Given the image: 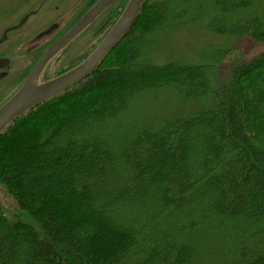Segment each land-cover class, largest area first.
I'll use <instances>...</instances> for the list:
<instances>
[{
    "label": "trees",
    "instance_id": "1",
    "mask_svg": "<svg viewBox=\"0 0 264 264\" xmlns=\"http://www.w3.org/2000/svg\"><path fill=\"white\" fill-rule=\"evenodd\" d=\"M199 1H152L147 32L109 69L43 100L0 134L57 105L104 96L38 138L0 144V183L18 206L8 218L0 204V264H264V52L229 72L220 64L235 46L203 63L142 58L148 37L191 23ZM203 2L212 34L264 33L252 0ZM165 87L205 102L158 127L119 116L138 94Z\"/></svg>",
    "mask_w": 264,
    "mask_h": 264
},
{
    "label": "rangeland",
    "instance_id": "2",
    "mask_svg": "<svg viewBox=\"0 0 264 264\" xmlns=\"http://www.w3.org/2000/svg\"><path fill=\"white\" fill-rule=\"evenodd\" d=\"M35 1L36 0H0V26H5L15 21V19L25 12L32 4H34ZM72 1L73 5L69 12H67V6H65L64 3H59V8L57 9L59 16L56 18L59 22L62 20L63 22H66L74 16L80 14L85 10V8H88L94 0ZM152 1L155 0H147V8L145 9V12L141 11V14H138L128 33L119 41L120 43L118 42V46L116 45L117 47L115 46L116 48L114 47L115 49L113 48L109 52L106 56L107 58L105 57L106 59L104 58L105 60L103 59L100 62L97 69H109L110 67L107 63L111 60L114 62L117 57L123 56V47L128 45L130 39L147 32L146 28L148 26V19L152 20L156 11L154 9L153 11H148V6L152 3ZM252 1L251 10L257 13L264 21V0ZM125 2L126 0H117L105 9L101 15H99L72 41V44L67 50L68 54L65 56L63 55L62 59L66 58L65 61H67L71 58L76 59L84 57L88 54L96 42L100 39L102 34H104L106 28L110 27L111 22L116 17V13H119ZM62 5H64L63 9H61ZM193 5L195 10L193 16L190 18L194 20L191 23H184V25L181 23H178L179 25H168L161 31H158L148 37V44L146 48L143 47L144 57L142 58L144 61L159 64L171 59H176L181 61H193L191 63H203L209 62V57L212 58V56L219 50H224L229 46H235V48L231 50L230 54L220 64V72H229L236 65L250 61L256 55L264 52V33L261 34L262 36L258 33H252V35L248 34L232 40L223 39L220 36L212 34L207 28L208 22L206 17L208 14L204 10H207L208 7L205 2L200 0ZM200 5H203L205 9L203 10ZM31 54H29L28 57H30ZM57 55L54 58H56ZM57 64L58 62L53 63L51 61L47 70L57 67ZM28 65H31V63H28ZM44 70L45 68L39 77H41ZM220 72L219 66L215 65L211 69L210 79L215 80ZM94 98L96 99V103L94 105L98 104V102H104V96L100 97L97 93H94L75 99L66 105H57V109L48 113L47 117H40L34 121V118H30L28 120L21 121L20 123L18 122V124L7 136L0 139V144L4 141L11 140L14 145H17L19 141L25 138L27 139L29 136L38 138L43 131L50 129L52 124L56 123L58 119H73L74 116L71 119L69 117L79 113L81 109L80 107L86 106L85 104ZM204 102V99L201 97L185 101L176 89L172 87H165L138 94L135 98L129 101L126 109L121 112L119 116L124 114V118L122 119H126L128 122L158 127L172 118L186 115L199 109ZM122 119L118 120L123 122ZM21 126L22 128L19 129ZM13 160H17V158H14ZM0 170L4 169L0 168ZM0 186L3 189L0 191V204L3 207L4 213L8 215V218L13 217V214L17 211L18 206L16 205L13 197L8 195L5 188L2 185Z\"/></svg>",
    "mask_w": 264,
    "mask_h": 264
},
{
    "label": "water",
    "instance_id": "3",
    "mask_svg": "<svg viewBox=\"0 0 264 264\" xmlns=\"http://www.w3.org/2000/svg\"><path fill=\"white\" fill-rule=\"evenodd\" d=\"M115 1L117 0H96L77 21L40 56L24 82L0 105V134L13 123L17 117L33 108L39 102L63 91L97 69L100 62L128 33L140 13L145 0H126L119 16L102 39L76 66L44 82L40 81L39 77L43 65L47 60L50 57H55L66 48L69 43ZM1 190L3 189L0 186V191ZM8 195L12 197L10 194Z\"/></svg>",
    "mask_w": 264,
    "mask_h": 264
},
{
    "label": "flooded vegetation",
    "instance_id": "4",
    "mask_svg": "<svg viewBox=\"0 0 264 264\" xmlns=\"http://www.w3.org/2000/svg\"><path fill=\"white\" fill-rule=\"evenodd\" d=\"M60 2L67 6V12H69L73 5L72 0H36L15 21L8 25L0 26V94L2 93L0 95V105L24 82L40 56L93 4L92 2L88 8H85L83 12L72 19L66 22H63V20L59 22L56 18L59 16L57 9ZM64 5H62L61 9L64 8ZM118 14L117 12L116 17ZM108 29L109 27L106 28L104 34ZM104 34H102L96 44ZM71 44L72 42L56 58L50 57L47 60L43 67L45 70L40 77V81L44 82L62 74L88 55L65 61L66 58L62 59V57L68 54L67 50ZM29 54H31L30 57H28ZM51 61L53 63L58 62L57 67L47 70ZM28 63H31V65H28Z\"/></svg>",
    "mask_w": 264,
    "mask_h": 264
},
{
    "label": "bare ground",
    "instance_id": "5",
    "mask_svg": "<svg viewBox=\"0 0 264 264\" xmlns=\"http://www.w3.org/2000/svg\"><path fill=\"white\" fill-rule=\"evenodd\" d=\"M66 45H67V44H66ZM64 47H65V46H64ZM64 47H63V48H64ZM44 65H45V64H44ZM44 65H43V67H44ZM42 69H43V68H42Z\"/></svg>",
    "mask_w": 264,
    "mask_h": 264
}]
</instances>
